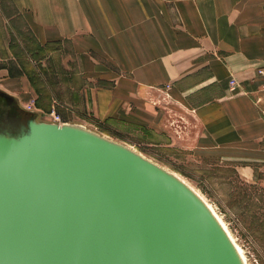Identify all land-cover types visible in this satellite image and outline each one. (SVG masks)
<instances>
[{
  "label": "crops",
  "instance_id": "obj_1",
  "mask_svg": "<svg viewBox=\"0 0 264 264\" xmlns=\"http://www.w3.org/2000/svg\"><path fill=\"white\" fill-rule=\"evenodd\" d=\"M10 2L39 45L65 41L68 69L97 87L98 124L130 123L141 141L264 170V0Z\"/></svg>",
  "mask_w": 264,
  "mask_h": 264
},
{
  "label": "water",
  "instance_id": "obj_2",
  "mask_svg": "<svg viewBox=\"0 0 264 264\" xmlns=\"http://www.w3.org/2000/svg\"><path fill=\"white\" fill-rule=\"evenodd\" d=\"M0 89V264H244L207 204L130 145Z\"/></svg>",
  "mask_w": 264,
  "mask_h": 264
},
{
  "label": "rangeland",
  "instance_id": "obj_3",
  "mask_svg": "<svg viewBox=\"0 0 264 264\" xmlns=\"http://www.w3.org/2000/svg\"><path fill=\"white\" fill-rule=\"evenodd\" d=\"M67 62L65 41L39 45L14 4L0 0V89L12 92L22 107L36 113L37 120L51 121L49 111L54 108L61 122L82 123L177 172L225 220L248 264H264V170L251 164L255 167L248 172L242 168L248 164L219 156L196 155L189 147H176L171 151L163 145L165 139L156 144L141 141V135H137L136 127L130 123L98 124L92 116L89 99L94 98L97 87H91L81 74L69 70ZM162 89L140 88V96L169 98ZM160 116L166 119L164 113ZM175 116L178 118L177 115L172 118ZM164 123L161 124L163 131L167 128ZM170 139L175 143L179 141L178 136ZM180 139L181 143L189 141L184 137ZM188 150L190 154L186 155Z\"/></svg>",
  "mask_w": 264,
  "mask_h": 264
},
{
  "label": "bare ground",
  "instance_id": "obj_4",
  "mask_svg": "<svg viewBox=\"0 0 264 264\" xmlns=\"http://www.w3.org/2000/svg\"><path fill=\"white\" fill-rule=\"evenodd\" d=\"M9 93V92H8ZM11 94V93H10ZM156 162V161H155ZM165 167V166H164ZM167 168V167H166ZM169 169V168H168ZM172 171V170H171ZM174 174H176L178 177H180L188 186H190L194 192H196V194H198V196L207 204V206L210 208V210L212 211V213L216 216V218L218 219V221L221 223V225L224 227V229L226 230V232L228 233L229 237L231 238V240L234 242L238 252L240 253L244 264H248L247 259H246V255L243 251V249L240 247V245L238 244V242H236V240L234 239V237L232 236L228 226L225 223V220H223V218L220 216V214L216 211V209L212 206L211 203H209L207 201V199L196 190V188H194L190 182H188L186 179H184L181 175H179L177 172L172 171Z\"/></svg>",
  "mask_w": 264,
  "mask_h": 264
},
{
  "label": "built area",
  "instance_id": "obj_5",
  "mask_svg": "<svg viewBox=\"0 0 264 264\" xmlns=\"http://www.w3.org/2000/svg\"><path fill=\"white\" fill-rule=\"evenodd\" d=\"M258 73L262 74L263 70L262 69L258 70ZM234 83H235L234 80H230V88L234 87ZM49 116H50L51 121L61 123L60 116L54 108L50 109Z\"/></svg>",
  "mask_w": 264,
  "mask_h": 264
}]
</instances>
